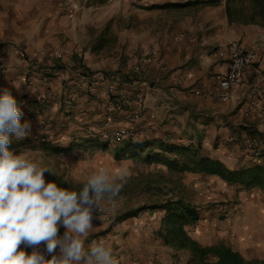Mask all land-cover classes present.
Returning a JSON list of instances; mask_svg holds the SVG:
<instances>
[{"label": "crops", "instance_id": "crops-1", "mask_svg": "<svg viewBox=\"0 0 264 264\" xmlns=\"http://www.w3.org/2000/svg\"><path fill=\"white\" fill-rule=\"evenodd\" d=\"M206 1L215 3L204 4ZM235 5L241 6L239 2ZM246 5L253 8L248 0L244 3ZM152 16L157 22L152 27L151 36L149 27H141L140 31L128 27L130 19L143 24ZM111 18L126 23V32L121 34V39L127 46L128 63L132 65L139 57L152 52L151 63L144 68L146 76L169 82L163 86L166 88L157 89L160 91L156 101L150 100L149 103L154 110L149 112L155 115L150 123L158 131L152 138L165 141L162 131H168L169 143H200L203 155L221 161L230 158V151H235L238 145L251 143L257 147L258 153L263 151L264 158V99L258 103L253 99L236 103L222 100L217 94V77L227 69L225 48L234 42L259 54V71L254 74L253 81L264 92V18L259 15L255 22L247 23L231 19L227 0H0V94L8 89L20 107L22 103H18V98L24 94L30 101L54 84L58 88V83L51 80L53 77L45 74L46 65L77 61L78 52L87 44L93 47L97 42L95 36L90 43V33L87 36L86 32H94ZM20 109L23 113L21 123L30 121L26 112L31 108L23 104ZM59 111H63L62 108ZM49 124V129L60 125L59 121ZM245 127H251L252 131L248 132ZM89 128L86 129L91 131V126ZM60 129L63 133L55 137L48 131L43 134L48 141L63 148L80 137H89L87 130H70L67 126ZM32 130L34 125L31 124ZM66 131L72 132L71 135L64 133ZM38 134L31 133L26 138L35 140ZM215 143H218L217 149H213ZM242 148H239L243 152L241 156L249 158L247 149ZM80 150L88 149L50 153L32 142L30 147L13 151L42 160L43 165L51 167L54 173H44L46 182L57 184L62 178L83 184L82 181L65 179L56 167L48 164L56 156L69 157L70 153ZM96 158L94 154V162ZM183 199L198 207V201ZM115 213H93L94 231L88 242L103 238L105 244L111 246L117 264H188L191 253L188 251L184 261L176 259L173 247L159 234L164 211L145 210L134 215ZM99 215L103 219L100 220ZM259 216L263 219L264 213ZM240 219V225L234 227L231 245L207 233L210 226L202 219L201 211L196 226L186 229L200 246L223 243L247 260H264V235L261 238L255 231L261 221L246 215ZM245 221L247 225H242ZM60 231L63 236L66 229L60 226ZM21 248L28 254L33 251L24 245Z\"/></svg>", "mask_w": 264, "mask_h": 264}, {"label": "rangeland", "instance_id": "rangeland-1", "mask_svg": "<svg viewBox=\"0 0 264 264\" xmlns=\"http://www.w3.org/2000/svg\"><path fill=\"white\" fill-rule=\"evenodd\" d=\"M155 22L157 19L153 16L146 18L143 24L130 19L128 27L132 26L135 31H140L141 27H149L151 36ZM105 28L108 29L106 33ZM125 28L126 23L111 18L94 32L88 30L86 35L90 33V43L96 36L95 46L87 44L78 52V60L75 62L58 61L46 65L45 74L53 77L54 80H51L58 83V88L54 84L30 101L26 94L18 98V103H22L20 107L24 104L31 108L26 112L27 118L34 125L31 133L38 132L37 137L41 141L46 138L43 134L46 131L55 137L63 133L60 127L67 126L70 130L79 129L85 132L86 128L91 126V131L87 130L86 133L97 134L102 141L108 142L106 151H75L70 153L69 157L56 156L52 162L48 161V164L56 167V171L62 173L65 179L82 182L100 167L112 172L126 168L130 176L115 200V214L123 215L137 210L142 205L183 197L187 201H198L202 219L210 226L209 229L206 228L207 233L222 238L229 245L234 240V227L240 225L238 219L244 215L261 221L255 231L262 238L264 218L259 214L264 213L263 189L227 184L214 175L171 171L162 164H146L137 157L115 158L114 144L118 139L131 137L138 141L158 143V140L152 138L158 131L150 123L155 115L149 112L152 110L149 103L150 100L156 101L158 91L162 90L160 88L169 85V82L162 81L161 78L150 79L146 76L144 68L151 63L152 52L139 57L132 65L128 63L130 58L126 54L127 46L121 39V34L126 32ZM60 70L64 71L58 74ZM167 100L168 98L165 101ZM60 108L63 111H59ZM51 121H59L60 125L49 129ZM64 133L71 135L72 132ZM162 134L164 140L172 144L169 143L168 131H162ZM33 143L39 146L38 142ZM215 144L213 149L218 147V143ZM242 146L247 149L249 158L241 156L243 152L239 151V148L241 150ZM242 146L238 145L235 151H230L231 157L223 161L227 166L239 169L264 163L263 151L258 153L257 147L251 143ZM94 154L97 155L95 162ZM242 164L244 166H241ZM246 223L245 221L242 225H247ZM172 249L174 255H177L176 259L184 261L185 256L189 255L188 251ZM187 263L193 264L190 261Z\"/></svg>", "mask_w": 264, "mask_h": 264}, {"label": "clouds", "instance_id": "clouds-1", "mask_svg": "<svg viewBox=\"0 0 264 264\" xmlns=\"http://www.w3.org/2000/svg\"><path fill=\"white\" fill-rule=\"evenodd\" d=\"M22 115L5 88L0 94V264H117L103 238L88 241L93 213L115 211L130 172L100 167L80 190L46 182L44 173H54L51 167L9 148L13 137L21 140L31 134V123H21ZM60 226L66 229L63 236L58 235ZM41 243L50 259L38 250ZM21 245L33 248L31 254Z\"/></svg>", "mask_w": 264, "mask_h": 264}, {"label": "trees", "instance_id": "trees-1", "mask_svg": "<svg viewBox=\"0 0 264 264\" xmlns=\"http://www.w3.org/2000/svg\"><path fill=\"white\" fill-rule=\"evenodd\" d=\"M247 0H227L228 14L231 19L243 22H255L256 16L264 18V0H248L251 5L244 6ZM239 2L238 8L235 3ZM204 4H212L215 1H206ZM246 11V12H245ZM251 11V12H250ZM108 29H104V33ZM248 132L251 127H245ZM38 142L41 148L51 152H67L75 149H89L94 151H105L108 142L102 141L97 134L89 137H80L73 141L67 148L57 146L47 138L32 140L26 138L17 140L14 137L9 145L10 150H19L30 147L32 142ZM108 141V139H107ZM114 155L116 159L123 157H137L146 164H162L167 169L176 172L203 173L218 176L227 184L240 185L248 188L259 187L264 190V163L254 164L249 167L232 169L221 160L203 155L200 143L194 144H168L158 142L152 144L149 141H138L129 137L118 139L114 144ZM58 187L70 190H80L83 184H75L63 180L58 181ZM145 210L164 211L162 226L159 234L163 241L176 250H185L191 253L190 263L193 264H264V260H247L238 251L223 243L203 247L200 246L188 233L186 228H194L200 220V210L197 206L186 202L182 197L168 198L163 202L144 205L128 214H137Z\"/></svg>", "mask_w": 264, "mask_h": 264}, {"label": "built area", "instance_id": "built-area-1", "mask_svg": "<svg viewBox=\"0 0 264 264\" xmlns=\"http://www.w3.org/2000/svg\"><path fill=\"white\" fill-rule=\"evenodd\" d=\"M262 37L264 38V34ZM225 52L228 57L227 69L223 75L217 77V94L220 99L236 103L249 102L251 99L258 103L263 100L262 88L253 81L254 74L259 71V54L239 42L227 45ZM58 235H61L60 227ZM38 250L44 253L46 258H51L46 252L45 244L41 243Z\"/></svg>", "mask_w": 264, "mask_h": 264}]
</instances>
